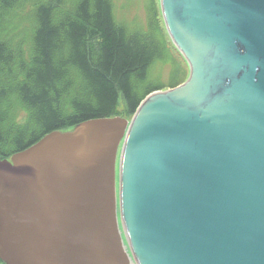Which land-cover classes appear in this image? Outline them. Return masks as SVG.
Wrapping results in <instances>:
<instances>
[{"label":"water","instance_id":"water-1","mask_svg":"<svg viewBox=\"0 0 264 264\" xmlns=\"http://www.w3.org/2000/svg\"><path fill=\"white\" fill-rule=\"evenodd\" d=\"M160 1L189 78L0 157L5 264H132L118 211L138 264H264V0Z\"/></svg>","mask_w":264,"mask_h":264},{"label":"trees","instance_id":"trees-1","mask_svg":"<svg viewBox=\"0 0 264 264\" xmlns=\"http://www.w3.org/2000/svg\"><path fill=\"white\" fill-rule=\"evenodd\" d=\"M148 3L142 25L115 0H0L1 159L54 131L135 116L149 95L186 82L181 63L169 83L156 78L174 47Z\"/></svg>","mask_w":264,"mask_h":264},{"label":"rangeland","instance_id":"rangeland-1","mask_svg":"<svg viewBox=\"0 0 264 264\" xmlns=\"http://www.w3.org/2000/svg\"><path fill=\"white\" fill-rule=\"evenodd\" d=\"M115 2L118 6V11H119L120 17L126 18L129 22L137 21L139 24H142V25L146 24V21H147V15L146 14H148L146 7L149 4L148 2H150L152 7L154 8L156 14H157L156 19L158 20V23H159V29L162 30L161 36H165L167 34V37H166L167 40L171 41V38H170L169 33L167 31L165 20L163 17L160 0H115ZM138 23H136V24H138ZM139 24L137 26H140ZM22 44L23 43H21V45ZM169 46H170L169 53L166 51L168 62L166 61V64H164L161 68L162 71H158V73L156 75V78H159L161 82L164 81L166 83L167 82L169 83L171 81L173 73H174V75H177L176 71L174 72V67L179 65L178 63H181L182 68L185 69L190 75V68H189L188 64L186 62L182 61L181 59H179L180 53L175 49V46L173 45V43H172V46L174 47V49L171 47V45H169ZM188 78H189V76H188ZM183 84L184 83H180L177 87H179ZM166 90H168V89H166ZM124 103H125L124 100L122 98H120L119 110L122 112L125 111V104ZM127 118L129 120H132L133 116L127 117ZM20 122H22V120H20ZM118 163H119V161H118ZM118 166L119 165H117V167ZM118 184H119V169L117 171V188H118ZM118 216H119L120 228H121V232H122V236H123V240H124L126 250L128 251L129 255L131 256L132 263L136 264L134 261L130 246L128 244L123 226H122L120 211H118ZM0 264H2V263H0Z\"/></svg>","mask_w":264,"mask_h":264},{"label":"bare ground","instance_id":"bare-ground-1","mask_svg":"<svg viewBox=\"0 0 264 264\" xmlns=\"http://www.w3.org/2000/svg\"><path fill=\"white\" fill-rule=\"evenodd\" d=\"M119 176H120V171H119ZM120 215H121V213H120ZM118 219H119V216H118ZM123 226V225H122ZM123 237V236H122ZM129 244V243H128ZM124 246H125V244H124ZM130 246V245H129ZM125 249H126V247H125ZM130 249H131V247H130ZM126 252L128 253V251L126 250ZM131 252H132V249H131ZM128 255H129V253H128ZM132 255H133V252H132ZM129 257H130V259H131V256L129 255ZM133 258H134V261H135V263L136 264H138L137 263V261H136V258L134 257V255H133ZM131 262H132V259H131ZM133 264V263H132Z\"/></svg>","mask_w":264,"mask_h":264}]
</instances>
